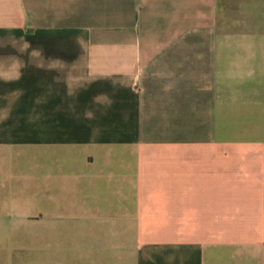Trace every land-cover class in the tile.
I'll return each instance as SVG.
<instances>
[{
    "label": "crops",
    "instance_id": "1",
    "mask_svg": "<svg viewBox=\"0 0 264 264\" xmlns=\"http://www.w3.org/2000/svg\"><path fill=\"white\" fill-rule=\"evenodd\" d=\"M0 154V264H264V0H0Z\"/></svg>",
    "mask_w": 264,
    "mask_h": 264
},
{
    "label": "rangeland",
    "instance_id": "2",
    "mask_svg": "<svg viewBox=\"0 0 264 264\" xmlns=\"http://www.w3.org/2000/svg\"><path fill=\"white\" fill-rule=\"evenodd\" d=\"M6 156H9V153ZM6 156L0 154V159ZM24 156L33 157V151H29ZM7 168L8 166H0V178L2 177V172L6 171ZM4 193L2 182H0V238L9 237L10 234L16 237H33L34 214L30 211V209H33V205L8 206L7 203H9L10 199L6 198ZM19 224L25 225L23 226L25 229L18 231L12 229V226L9 228L10 225L16 226Z\"/></svg>",
    "mask_w": 264,
    "mask_h": 264
}]
</instances>
